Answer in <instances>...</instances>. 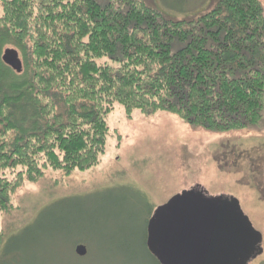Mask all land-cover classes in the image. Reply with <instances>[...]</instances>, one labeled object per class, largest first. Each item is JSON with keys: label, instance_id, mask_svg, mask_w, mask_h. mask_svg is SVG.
I'll use <instances>...</instances> for the list:
<instances>
[{"label": "trees", "instance_id": "16d2710c", "mask_svg": "<svg viewBox=\"0 0 264 264\" xmlns=\"http://www.w3.org/2000/svg\"><path fill=\"white\" fill-rule=\"evenodd\" d=\"M11 47L19 73L1 59ZM117 104L128 117L164 110L208 131L256 125L261 0H215L182 16L144 0H0V214L24 181L100 163Z\"/></svg>", "mask_w": 264, "mask_h": 264}, {"label": "rangeland", "instance_id": "374dc122", "mask_svg": "<svg viewBox=\"0 0 264 264\" xmlns=\"http://www.w3.org/2000/svg\"><path fill=\"white\" fill-rule=\"evenodd\" d=\"M144 1L176 16L215 2ZM130 114L118 104L107 114L106 151L96 166L46 170L17 187L0 214V264H156L143 250L150 215L192 187L208 199H238L263 235V252L248 264H264V112L256 125L221 132L164 110ZM79 243L84 256L74 253Z\"/></svg>", "mask_w": 264, "mask_h": 264}, {"label": "water", "instance_id": "95a60500", "mask_svg": "<svg viewBox=\"0 0 264 264\" xmlns=\"http://www.w3.org/2000/svg\"><path fill=\"white\" fill-rule=\"evenodd\" d=\"M1 59L21 72L14 48L3 49ZM146 229L147 249L160 264H248L263 252V235L243 213L238 199H208L198 187L157 206ZM86 251L82 243L74 249L80 256Z\"/></svg>", "mask_w": 264, "mask_h": 264}]
</instances>
